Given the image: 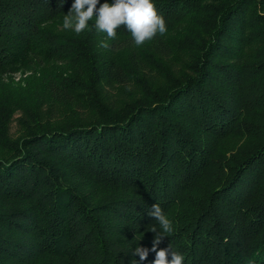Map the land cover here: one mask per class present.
Listing matches in <instances>:
<instances>
[{
    "label": "trees",
    "instance_id": "1",
    "mask_svg": "<svg viewBox=\"0 0 264 264\" xmlns=\"http://www.w3.org/2000/svg\"><path fill=\"white\" fill-rule=\"evenodd\" d=\"M73 2L0 0V264L139 261L155 203L183 264H264V0H151L141 46Z\"/></svg>",
    "mask_w": 264,
    "mask_h": 264
},
{
    "label": "clouds",
    "instance_id": "2",
    "mask_svg": "<svg viewBox=\"0 0 264 264\" xmlns=\"http://www.w3.org/2000/svg\"><path fill=\"white\" fill-rule=\"evenodd\" d=\"M94 19V27L98 32L106 33L107 39L117 36V29L123 25L131 33L137 46L145 41H151L159 33L161 36L167 31L166 21L163 15L157 14V9L151 0H114L113 3H100V0H74L68 13L63 15L62 27L67 31H74L77 35L92 27L90 21ZM100 46L108 48L105 41ZM148 215L155 219L156 223L149 227L154 233L152 247H141L139 244L131 249L133 259L131 264H142L150 253L155 254L153 264H183V253L173 249L170 244L167 248H161L166 237L173 232L172 221L165 210L158 204L152 205Z\"/></svg>",
    "mask_w": 264,
    "mask_h": 264
},
{
    "label": "rangeland",
    "instance_id": "3",
    "mask_svg": "<svg viewBox=\"0 0 264 264\" xmlns=\"http://www.w3.org/2000/svg\"><path fill=\"white\" fill-rule=\"evenodd\" d=\"M21 75L17 74L13 76V80H15L14 82H18L20 79ZM11 79H9L10 81ZM122 98L119 95V99ZM55 109L57 110H61L64 109L63 107H61L60 105L57 106ZM66 109L62 110L63 112ZM59 114V113H58ZM22 118V114L20 112L17 111V113L14 115V117L11 120V123L9 125V134L11 137L16 138L20 135V131H21V123H20V119Z\"/></svg>",
    "mask_w": 264,
    "mask_h": 264
}]
</instances>
